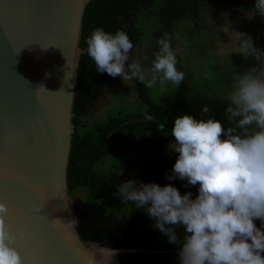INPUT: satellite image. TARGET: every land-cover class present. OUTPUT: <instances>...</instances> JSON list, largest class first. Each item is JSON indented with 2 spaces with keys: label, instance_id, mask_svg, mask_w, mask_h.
Returning a JSON list of instances; mask_svg holds the SVG:
<instances>
[{
  "label": "clouds",
  "instance_id": "9594fccd",
  "mask_svg": "<svg viewBox=\"0 0 264 264\" xmlns=\"http://www.w3.org/2000/svg\"><path fill=\"white\" fill-rule=\"evenodd\" d=\"M256 14L264 16V0H256L247 16L252 19ZM222 30L229 28L225 25ZM230 36L229 55L251 57L256 64L233 75L231 91L224 98L229 126L211 116L196 119L184 114L175 118L171 129L170 149L178 155L166 178L198 186V194L193 198L191 192L181 195L171 183L161 186L132 179L117 185L113 193L124 204L145 211L168 242L179 246V264H264V49L255 47L245 33ZM156 44L159 51L147 72L139 62H129L134 45L123 30L94 29L85 51L99 73L138 80L149 89L157 84L163 88L167 82L179 87L185 74L177 70L170 38L165 34ZM209 112L205 105L203 113ZM144 119L156 122L155 115L145 113ZM157 128L163 133L165 124ZM8 213L0 202V264H22L13 247L17 237L6 224ZM177 226L185 230L182 241L174 230Z\"/></svg>",
  "mask_w": 264,
  "mask_h": 264
},
{
  "label": "water",
  "instance_id": "95a60500",
  "mask_svg": "<svg viewBox=\"0 0 264 264\" xmlns=\"http://www.w3.org/2000/svg\"><path fill=\"white\" fill-rule=\"evenodd\" d=\"M88 2L0 0V202L22 264H121L126 251L82 238L68 186Z\"/></svg>",
  "mask_w": 264,
  "mask_h": 264
},
{
  "label": "rangeland",
  "instance_id": "374dc122",
  "mask_svg": "<svg viewBox=\"0 0 264 264\" xmlns=\"http://www.w3.org/2000/svg\"><path fill=\"white\" fill-rule=\"evenodd\" d=\"M255 2L256 0H204L197 20L185 18L174 23L170 30H165L158 23L154 17L155 10L126 19L125 26H137L141 30L140 37L133 44L129 62H139L147 72L155 59V53L159 51L156 40L167 34L176 53L177 70L184 72L185 79L179 87L167 82L163 88L157 84L151 89L138 80L122 81L119 76L111 82H102L93 96L92 105L80 115V123L99 125L118 110L155 102L162 112L160 121L171 122L173 126L175 118L184 114L196 119L211 116L225 127L229 126L224 115L227 107L224 98L231 91L233 75L247 71L256 61L251 57L245 59L236 53L229 55L231 47L227 44L232 43L230 33H245L252 37L255 47L264 49V16L256 14L252 19L247 16ZM225 25L229 28L228 32L222 30ZM150 76L149 72V78ZM205 105L210 109L207 114L203 113ZM173 141L171 129L163 133L127 134L104 159L102 167L106 171L118 170L127 180L154 182L161 186L171 183L181 195L191 192L195 198L198 186L166 178L171 174L178 155L170 149ZM86 200V191L79 189L73 203L77 222L84 233L96 237L117 236L146 222L140 220L142 223L137 224L135 216L140 212L134 209H105L99 202L87 207ZM150 222L154 226L155 222ZM254 222L257 226L260 225L258 220ZM174 230L178 240L182 241L184 228L177 226ZM153 241L168 242V239L158 230Z\"/></svg>",
  "mask_w": 264,
  "mask_h": 264
},
{
  "label": "trees",
  "instance_id": "16d2710c",
  "mask_svg": "<svg viewBox=\"0 0 264 264\" xmlns=\"http://www.w3.org/2000/svg\"><path fill=\"white\" fill-rule=\"evenodd\" d=\"M204 0H89L86 5L82 35L80 40L81 54L77 68L75 101L73 108V136L67 179L69 192L74 199L79 189L87 193L86 206L99 202L105 209L131 208L136 214L137 224L141 226L122 234L96 237L84 233L78 224L84 240H92L109 248L126 249L118 254L121 264H179L177 244L169 242H154V235L158 229L150 222L152 219L143 210L134 208L131 203L124 204L114 197L117 185L127 181L118 170L106 171L102 167L104 159L112 152L114 146L125 135L140 132H157V124L164 123L167 131L173 128L171 122H161V114L155 102L140 105L136 108H123L110 114L99 125L81 124L80 115L93 103V96L102 82H111L113 77L107 73L96 71L94 61L87 55L86 40L96 28H103L106 32L115 33L125 31L133 44L141 35L137 26H125L124 21L148 11L154 12V17L165 29L185 18L197 20L201 14V2ZM233 0H229L232 2ZM155 115V123L146 122L144 114ZM138 186V185H137ZM149 218V220H148ZM153 222H155L153 220Z\"/></svg>",
  "mask_w": 264,
  "mask_h": 264
}]
</instances>
